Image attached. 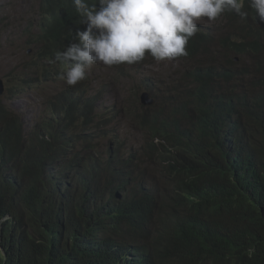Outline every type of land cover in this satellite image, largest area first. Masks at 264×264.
<instances>
[{
	"label": "trees",
	"instance_id": "trees-1",
	"mask_svg": "<svg viewBox=\"0 0 264 264\" xmlns=\"http://www.w3.org/2000/svg\"><path fill=\"white\" fill-rule=\"evenodd\" d=\"M42 6L40 55L61 79L54 53L86 25L72 0ZM235 50L226 41V69L190 61L168 92L147 89L159 110L139 119L143 156L161 164L165 200L120 146L110 143L104 157L89 147L111 133L103 130L107 119L89 128L96 116L89 84L57 92V116L30 130L0 101V218L8 217L0 223V264H264V56L246 66L229 57ZM243 115L241 125L233 122ZM64 160L74 165L59 172Z\"/></svg>",
	"mask_w": 264,
	"mask_h": 264
},
{
	"label": "clouds",
	"instance_id": "clouds-1",
	"mask_svg": "<svg viewBox=\"0 0 264 264\" xmlns=\"http://www.w3.org/2000/svg\"><path fill=\"white\" fill-rule=\"evenodd\" d=\"M72 3L86 29L77 28L72 39L75 42L54 53L51 62L58 63L59 71L64 67L59 79L65 82L63 89L88 84V70L100 63L121 68L137 67L151 60L161 63L177 60L189 69L190 61H203L204 55L213 50L217 55L210 63L226 69L223 63L226 41L236 49L229 53L236 63H250L264 56V0H96L92 4L88 0H72ZM218 17L228 21L231 31L219 38L220 31L215 29L217 39H210L201 30V20L215 21ZM197 49H201V55L197 56ZM153 92L160 95L159 91ZM144 94L153 103L143 106L147 109L158 106L147 89L139 95L140 100ZM56 100L59 101L57 97ZM7 111L14 116L8 108ZM55 116L47 103L39 119L50 120ZM232 118L239 126L245 115ZM7 219L0 218V223Z\"/></svg>",
	"mask_w": 264,
	"mask_h": 264
},
{
	"label": "rangeland",
	"instance_id": "rangeland-1",
	"mask_svg": "<svg viewBox=\"0 0 264 264\" xmlns=\"http://www.w3.org/2000/svg\"><path fill=\"white\" fill-rule=\"evenodd\" d=\"M42 7V0H0V81L5 85V90L11 88V91L15 89L12 87H18L24 81H37L35 88L28 89L25 93L17 88L12 94H4L0 101L13 112L14 118L26 122L28 130L32 129L44 114V106L47 103L57 112L60 104L56 100L57 92L65 87L64 81L58 77L54 78L51 71L44 69L49 64L46 58L42 59L40 55L39 48H44V45L39 41V36L48 18ZM231 28L228 21L221 17L215 21H208L207 18L201 20V30L210 39H217L215 29L220 31L219 38H224ZM218 53L221 52L218 50ZM216 55L217 52L211 50L208 55H204L203 61L213 62ZM247 63L244 61L245 65ZM135 66L137 67L121 73L119 68L100 63L94 64L93 68L88 70L87 94L90 100H95L93 114L96 113L89 128L93 131L100 118L101 121L109 120L107 127L103 129L104 132L111 131L104 139H99L89 147H93V153L104 157L108 154L110 143L114 148L120 146L122 149L118 152L136 162V173L140 174L149 187L158 190L162 196L161 200H165L170 192V185L165 180L167 178L164 179V176L159 174L161 164L153 158L147 160L143 156L146 133L141 128L139 119L148 115L151 109L140 103V97L135 99L148 88L164 92L179 82L182 74L189 69L177 60L163 63L151 60ZM43 72L47 74L44 75ZM238 77L240 78L239 75ZM243 79L246 80L247 77ZM234 84L237 87L240 81ZM155 108L159 110V107ZM78 124L80 125V122ZM79 130L83 131L82 128ZM92 131L86 133L92 134ZM77 145L84 146V143ZM84 155L87 156L86 153ZM75 164L78 166V161H75ZM73 165V162L64 160L58 165L59 172H63L64 166L65 170H68ZM63 174H66L63 178L68 181L67 175L70 172Z\"/></svg>",
	"mask_w": 264,
	"mask_h": 264
},
{
	"label": "water",
	"instance_id": "water-1",
	"mask_svg": "<svg viewBox=\"0 0 264 264\" xmlns=\"http://www.w3.org/2000/svg\"><path fill=\"white\" fill-rule=\"evenodd\" d=\"M5 87L2 81H0V97L4 95ZM141 102L143 105H152V101L148 99V96L146 94L142 95Z\"/></svg>",
	"mask_w": 264,
	"mask_h": 264
}]
</instances>
